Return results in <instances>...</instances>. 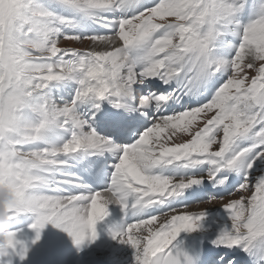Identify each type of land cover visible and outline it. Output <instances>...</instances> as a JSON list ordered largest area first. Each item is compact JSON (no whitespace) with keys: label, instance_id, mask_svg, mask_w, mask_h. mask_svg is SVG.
Returning <instances> with one entry per match:
<instances>
[{"label":"snow or ice","instance_id":"snow-or-ice-1","mask_svg":"<svg viewBox=\"0 0 264 264\" xmlns=\"http://www.w3.org/2000/svg\"><path fill=\"white\" fill-rule=\"evenodd\" d=\"M150 81L163 91L145 94ZM186 100L195 106L164 114ZM105 103L153 119L117 143L93 127ZM107 155L103 191L71 171ZM205 184L238 196L206 200L226 214L213 247L264 264V0H0V264L27 258L8 230L21 216L35 217L31 244L51 225L81 250L112 207L129 221L111 238L132 264H199L181 237L205 230L209 210L184 203Z\"/></svg>","mask_w":264,"mask_h":264},{"label":"bare ground","instance_id":"bare-ground-1","mask_svg":"<svg viewBox=\"0 0 264 264\" xmlns=\"http://www.w3.org/2000/svg\"><path fill=\"white\" fill-rule=\"evenodd\" d=\"M53 10L59 12L60 9L53 6ZM85 34L90 35H106V32L102 28L90 27L89 32ZM87 46L90 50L94 46L90 41ZM103 47V46H101ZM99 50V49H98ZM153 82V81H152ZM157 83V81H154ZM125 114L131 116H138L136 112L123 111ZM79 167L71 169L74 175L78 176ZM214 204L204 205L202 207L198 206L194 209H190L187 206V212H199L204 210H209ZM203 210H202V209ZM119 209L116 207L110 208L109 217L97 225L98 240L95 244H92L86 248L78 250L66 235V233L53 228L51 225H46L42 230L41 235L44 238L49 239V248L51 253L46 257V261L49 264H100L103 260L109 262H117V264H132V251L127 246L117 243L116 240L111 238V235L115 232H119L122 229V223L120 221V215L118 213ZM220 208L209 210V219L205 223V230L201 233H194L192 235H200L205 237L207 240L212 241L215 239V233L217 226L222 224L226 220V214L222 213ZM35 217L31 215L21 216L17 221H14L8 225V229L26 225L27 223H33ZM191 235V236H192ZM35 236V235H33ZM191 236L185 238L183 235L181 239H184L186 244L190 243ZM72 259V261H71Z\"/></svg>","mask_w":264,"mask_h":264},{"label":"rangeland","instance_id":"rangeland-1","mask_svg":"<svg viewBox=\"0 0 264 264\" xmlns=\"http://www.w3.org/2000/svg\"><path fill=\"white\" fill-rule=\"evenodd\" d=\"M89 41L81 40L79 42L76 41H64L61 38L59 46L61 48H68L73 50H80L85 51L89 48L87 46ZM248 75H251V73H248ZM259 171V170H257ZM238 196H224L223 197V204L228 203L230 200L237 199ZM204 205H208L206 200L192 203V205L189 206L190 209H194L198 206L202 207ZM214 206L210 208L209 210L216 209V208H222V204L220 202H214ZM202 209V208H201ZM203 210V209H202ZM35 235L33 232L29 231V226H27L23 231L20 232V238L25 241L26 246L29 248V251L27 253V258L24 260L23 264H43L45 261V258L48 254V246H49V239L44 238L43 235H41V238L38 243L35 245L31 244V240L35 238ZM29 261V262H26ZM72 261V259H71Z\"/></svg>","mask_w":264,"mask_h":264},{"label":"clouds","instance_id":"clouds-1","mask_svg":"<svg viewBox=\"0 0 264 264\" xmlns=\"http://www.w3.org/2000/svg\"><path fill=\"white\" fill-rule=\"evenodd\" d=\"M4 198H5L4 193L0 192V202H2ZM3 226H4V221H3L2 211H0V230L3 229Z\"/></svg>","mask_w":264,"mask_h":264}]
</instances>
